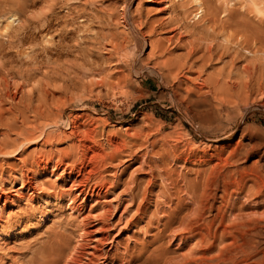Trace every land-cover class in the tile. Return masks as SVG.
Segmentation results:
<instances>
[{
    "label": "rangeland",
    "instance_id": "374dc122",
    "mask_svg": "<svg viewBox=\"0 0 264 264\" xmlns=\"http://www.w3.org/2000/svg\"><path fill=\"white\" fill-rule=\"evenodd\" d=\"M200 1L198 15L196 0H0V264H35L54 248L61 262L146 264L160 242L177 259L206 244L203 218L214 215V230L220 212L230 222L264 210L250 179L264 175V0ZM89 141L102 156L89 148L88 160ZM201 183L209 201L191 230L180 215ZM176 199L183 212L168 220ZM263 220L245 226L251 243H234L244 259L216 229L209 264H264ZM165 221L180 233H159Z\"/></svg>",
    "mask_w": 264,
    "mask_h": 264
},
{
    "label": "bare ground",
    "instance_id": "6f19581e",
    "mask_svg": "<svg viewBox=\"0 0 264 264\" xmlns=\"http://www.w3.org/2000/svg\"><path fill=\"white\" fill-rule=\"evenodd\" d=\"M122 1H123V0H122ZM196 3H197V6L195 5V6H196V8H195V13L197 12L196 14H198L199 12H202L203 10H202V6H201V4H200L201 1H200V0H196ZM122 8H123V7H122ZM201 10H202V11H201ZM124 13H125V12H124ZM131 14H132V13H131ZM200 14H201V13H200ZM198 15H199V14H198ZM129 16H130V15H129ZM7 18H9V20L12 21L13 18H14L13 13H10V14L8 15ZM7 18H6V19H7ZM138 19H139V18H138ZM7 20H8V19H7ZM5 21H6V20H5ZM12 22H13V21H12ZM12 22H10V24H11ZM6 24H7V23H6ZM6 24H5V25H6ZM146 24H147V23H146ZM138 25H139V24H138ZM140 26H141V25H140ZM7 27H8V25H7ZM5 29H6V28H5ZM7 30H8V29H7ZM224 38H225V37H224ZM151 47H153V45H152ZM126 68H127V67H126ZM128 68H129V67H128ZM160 72H161V71H160ZM181 76H182V75H181ZM130 79H131V78H130ZM122 80H124V79L122 78ZM179 80H180V79H179ZM125 81H126V79H125ZM128 81H130V80H128ZM128 81L126 82L127 84H128ZM118 82H119V84H120V81H118ZM114 85H116V84H114ZM117 85H118V84H117ZM125 85H126V84H125ZM199 85H200V84H199ZM199 85H198V86H199ZM113 87H114V86H113ZM118 87H119V86H118ZM111 88H112V87H111ZM116 88H117V87H116ZM123 88H125V86H124ZM112 90H113V89H112ZM118 91H119V90H118ZM22 92H23V91H22ZM262 92H263V91H262ZM262 92H261V93H262ZM0 93H1V91H0ZM4 93H5V92H4ZM4 93H3V94H4ZM114 93H116V92H114ZM117 93H118V92H117ZM117 93H116V94H117ZM1 94H2V93H1ZM263 94H264V93H263ZM5 95H8V94L6 93ZM189 95H190V94H189ZM0 96H2V95H0ZM9 96H10V95H9ZM2 97H4V96H2ZM6 97H7V96H6ZM12 98H13V97H12ZM12 98H11V99H12ZM186 98H187V97H186ZM3 99H4V98H3ZM18 99H19V98H18ZM1 100H2V98H1ZM182 100H183V99H182ZM2 101H3V100H2ZM2 101H1V102H2ZM1 102H0V103H1ZM26 134H30V133H26ZM86 134H87V132H86ZM31 135H32V134H31ZM89 135L91 136V134H89ZM25 136L28 137L27 135H25ZM29 136H30V135H29ZM84 136H85V135H84ZM90 136H89V137H90ZM85 137H86V136H85ZM89 137H88V138H89ZM24 138H25V137H24ZM34 138H35V137H34ZM84 139L87 140V138H84ZM26 140H28V139H26ZM85 140H83V141H85ZM79 143H80V142H79ZM87 143H88V144H87ZM111 143H112V142H111ZM81 144H83V143H81ZM83 145H84V147H83L84 149H83L82 152H83L84 155H85V154L87 155V153H88V151H89V148H90L91 151L94 150V153L92 152L93 154L90 153V154L93 155V158H94V156H96L97 154H98V155L101 154V155H99V156H102V153H100L99 146L96 145L95 143L89 141V142L84 143ZM240 147H241V146H240ZM101 149H102V148H101ZM189 149H190V148H189ZM249 151H250V150H249ZM249 151H246V150H243V151H242V150H241V152H243L246 156H247V154L249 153ZM101 152H102V151H101ZM217 152H218V151H217ZM241 152H239V153H241ZM243 153H242V154H243ZM193 154H194V153H193ZM218 154H219V153H218ZM218 154H217V155H218ZM230 154H232V152H230ZM233 154H234V153H233ZM233 154H232V156H233ZM235 154H236V152H235ZM237 154H238V153H237ZM242 154H240V155H242ZM86 155H85V156H86ZM198 155H199V154H198ZM204 155H205V154H203V157H204ZM219 155H221V154H219ZM228 155H229V154H228ZM240 155H239V156H240ZM90 156H91V155H90ZM99 156H98V157H99ZM103 156H104V155H103ZM166 156H167V155H166ZM195 156H196V154H195ZM201 156H202V155H201ZM215 156H216V155H215ZM230 156H231V155H230ZM239 156H238V157H239ZM243 156H244V155H243ZM83 157H84V156H83ZM86 157H87V156H86ZM216 157H219V156H216ZM216 157H215V158H216ZM223 157H224V156H223ZM223 157H222V158H223ZM233 157H234V156H233ZM233 157H232V159H234ZM238 157H237V158H238ZM84 158H85V157H84ZM87 158H88V157H87ZM90 158H91V157H90ZM184 158H185V157H184ZM189 158H190V155H189ZM226 158H227V156H226ZM230 158H231V157H230ZM235 158H236V156H235ZM94 159H95V158H94ZM96 159H97V161H98V158H96ZM101 159H103V158H101ZM190 159H191V158H190ZM200 159H201V158H200ZM228 159H229V158H228ZM85 160H86V159H85ZM88 160H89V158H88ZM92 160H93V159H92ZM184 160H185V159H184ZM184 160H183V161H184ZM198 160H199V158H198ZM204 160H205V159H204ZM204 160H203V161H204ZM217 160H219V159H217ZM217 160H215V161H217ZM220 160H221V159H220ZM220 160H219V161H220ZM236 160H237V159H236ZM242 160H243V159H242ZM81 161H83V160H81ZM86 161H87V160H86ZM86 161H85V162H86ZM97 161H96V162H97ZM102 161H103V160H102ZM193 161L195 162L196 160L194 159ZM199 161H201V160H199ZM226 161H227V159H226ZM228 161H229V160H228ZM234 161H235V159H234ZM234 161H233V162H234ZM83 162H84V161H83ZM96 162H94V163H96ZM190 162H191V161H190ZM196 162H197V161H196ZM212 162H213V161H212ZM222 162H223V161H222ZM224 162H225V159H224ZM231 162H232V161H231ZM92 163H93V162H92ZM97 163H98V162H97ZM198 163H199V162H198ZM201 163H202V162H201ZM203 163H205V162H203ZM216 163H218V161H217ZM216 163H215V164H216ZM220 163H221V162H220ZM220 163H219V164H220ZM81 164H82V163H81ZM90 164H91V163H90ZM195 164H197V163H195ZM222 164H223V163H222ZM225 164H228V163L225 162L224 165H225ZM93 165H94V164H93ZM231 165H232V164H231ZM76 166H77V165H76ZM90 166H91V165H90ZM90 166H89V168H90ZM211 166H212V165H211ZM214 166H216V165H214ZM214 166H213L212 169H211L212 171L217 167V166H216V167H214ZM222 166H223V165H221V166L219 167V169H220ZM91 167L94 168L93 166H91ZM223 167H224V166H223ZM78 168H80V167H78ZM95 168H97V167H95ZM95 168H94V169H95ZM199 168L202 169V167H199ZM199 168H198V170H199ZM213 168H214V169H213ZM227 168H228V167H227ZM209 169H210V168H209ZM236 169L239 171V168H236ZM236 169H233V171L236 170ZM86 170H87V169H86ZM90 170H91V168H90ZM179 170H180V169H179ZM198 170H197V171H198ZM215 170H217V169H215ZM221 170H222V169H221ZM221 170H218L217 172H219V171H221ZM237 170H236V171H237ZM243 170H244V169H243ZM93 171H95V170H93ZM197 171H195V172H197ZM199 171H200V170H199ZM229 171H231V170H229ZM240 171H242V168H241ZM77 172H78V171H77ZM80 172H81V171H80ZM177 172H178V170H177ZM205 172H206V171H205ZM205 172H204V173H205ZM214 172H215V174H216V171H214ZM231 172H232V171H231ZM231 172H228V174L230 175ZM82 173H83V172H82ZM84 173H85V172H84ZM178 173H179V172H178ZM180 173H182V172H180ZM199 173H200V172H199ZM199 173H198V174H199ZM201 173H202V172H201ZM201 173H200V174H201ZM207 173H208V172H207ZM207 173H205V174H207ZM210 173H211V171L209 172V175H210ZM222 173H223V172H222ZM237 173H239V172H237ZM237 173H236L235 175H237ZM76 174H77V173H76ZM90 174H91V171H90ZM184 174H185V173H184ZM198 174H197V176H198ZM211 174H212V173H211ZM218 174H220V173H218ZM82 175H83V174H82ZM220 175H221V174H220ZM235 175H234V177H235V178H234V181L236 180V184H237L238 182H241V180H242V183L244 182L243 180H244L245 178L243 179V173H242V172H240L239 175H237V176H235ZM246 175H247V174H246ZM180 176H181V175H180ZM195 176H196V174H195ZM200 177H201V179H203V176H200ZM200 177H198L197 179H199ZM206 177H208V176L205 175V178H206ZM218 177H219V176H218ZM218 177H216V178H218ZM222 177L224 178L223 174H222ZM226 177H227V176H226ZM230 177H231L232 179H226V178H225V179L228 180V181H229V180H233V177H232V176H230ZM244 177H246V179L249 178V177H247V176H245V175H244ZM24 178H25V177H24ZM169 178H170V177H169ZM179 178H180V177H179ZM185 179H186V178H185ZM195 179H196V178H195ZM214 179H215V178H214ZM221 179H222V178H221ZM221 179H220V180H221ZM225 179H224V180H225ZM246 179H245V180H246ZM250 179H253L254 183L256 184V187L258 188V189H256V190H257V191H256V192H257V196L255 197L256 202L258 203V198H257V197H258V196H262L263 194L261 195V193H263V191H264V175H262V174H260L259 172H257V173L252 174V175L250 176ZM166 180H167V177H166ZM211 180H212V179H210V181H211ZM222 180H223V179H222ZM226 180H225V181H226ZM248 180H249V179H248ZM78 181H79V180H78ZM193 181H194V180H193ZM204 181H208V180H207V179H204ZM212 181H213V180H212ZM215 181L218 182V180H216V179H215ZM246 181H247V180H246ZM251 181H252V180H251ZM199 182H200V181H198L197 184H198ZM201 182H202V180H201ZM232 182H233V181H232ZM247 182H248V181H247ZM172 183H173V181H172ZM202 183H203V182H202ZM202 183H201V186H204L205 184L208 186V187H207V186H204V187H206L204 190H203V188H201V190H202V195H203V192H204L205 190H207V188H209V185H208L207 183H205V184L203 185ZM208 183H209V181H208ZM210 183H212V182H210ZM213 183H214V182H213ZM233 183H234V182H233ZM249 183H250V182H249ZM170 184H171V183H170ZM195 184H196V181H195ZM228 184H229V183H228ZM228 184H227V185H228ZM239 184H240V183H239ZM239 184H237V185H239ZM243 184H244V183H243ZM250 184H252V187H254V185H253L252 182H251ZM250 184H249V185H250ZM171 185H172V184H171ZM216 185H217V184H215V186L213 185V186H214V187H213L214 189H215V187H217ZM222 185H224V184H222ZM240 185H241V184H240ZM244 185H246V184H244ZM176 186H177V185H176ZM183 186H184V185H183ZM194 186L196 187L197 185H194ZM211 186H212V184H210V187H211ZM219 186H220V185H219ZM229 186H233V185H231V183H230ZM246 186H247V185H246ZM246 186H245V189L247 188ZM178 187H179V186H178ZM178 187H177V188H178ZM188 187H190V186H188ZM199 187H200V186H199ZM220 187H221V186H220ZM223 187H224V189L226 190L225 185H224ZM234 187H235V186H234ZM252 187H249V188H248L249 192L252 191V189H251V191H250V188H252ZM177 188H176V189H177ZM181 188H182V187H181ZM190 188H191V187H190ZM211 188H212V187H211ZM213 188H212V189H213ZM221 188H222V187H221ZM236 188H238V187H236ZM173 189H174V187H173ZM209 189H210V188H209ZM224 189H223V190H224ZM254 189H255V188H254ZM174 190H175V189H174ZM181 190H182V189H181ZM197 190H198V188H197ZM199 190H200V189H199ZM210 190H211V189H210ZM225 190H224V192H225ZM241 190H243V189H233V191L236 193V195L234 196V194H233V196H234L235 198H236V196H239ZM213 191H215V190H212V192H213ZM245 191H247V190H244V192H245ZM175 192H176V190H175ZM181 192H182V191H181ZM199 192H200V191H199ZM199 192H197V193H198V196H199V195H200V196H199V197H195V198H198V199H197V200H196V199H195V200H194V199L191 200L192 203H193L194 205H193V206L191 205V209H190V207H189L188 212H186L187 209H188V207L186 208V211H185V209H182V210H184V212L182 211L183 213L180 212V207L183 205V204H181L180 202H183L184 199H181L182 201L179 200V201H180V202H179L180 204H177V199H178V198H177V199H176V204H174L173 207H170V205H169L170 209L168 210V214H166L167 217H168V220H169V219L172 220V219L178 214V212H180V213L183 214V215H180V217L182 218V220L180 219L181 222H180V220H179L178 223H177V225H178L179 222H180V223L183 224V226L186 227V224L188 223V221H186V219H189V218H190V219H189V223L191 222V225H192V226L190 225L191 227H189V229L193 230V229H196V227L198 228V225L200 224V223H199V224L197 225V223L199 222L198 219L200 220V218L202 217V215H204V214H203V210L205 209V201L208 200V199H207V200H203V197L205 196L206 193H204V195L202 196V195H201V192H200V194H199ZM205 192H206V191H205ZM221 192H222V190H221ZM224 192L222 193L223 195H221L220 197L223 196L222 198H224V199H225V197H227V200L225 199V202L227 203V202H228V198H229V197H228L229 194H228V196H226V193H230V192H229V191L226 192V193H225V197H224ZM242 192H243V191H242ZM249 192H248V193H249ZM253 192H255V191H253ZM193 193H195V195H196V192H193ZM193 193H192V194H193ZM210 193H211V192H210ZM210 193H209V195H210ZM245 193H246V192H245ZM251 193H252V192H251ZM211 194L214 196L213 193H211ZM230 194H231V193H230ZM255 194H256V193H255ZM255 194L253 193V194H251V195H253V197H254ZM183 195H184V193H183ZM209 195H208V197H210ZM216 195H217V194H216ZM241 195H242V194H241ZM177 196L179 197V195H177ZM177 196L175 195V197H177ZM213 196H211V197H213ZM231 196H232V195H231ZM180 197L182 198V196H180ZM193 197H194V196H193ZM205 197H206V196H205ZM205 197H204V199H206ZM220 197H218V198H220ZM234 197H233V198L231 197V202L228 203V207L226 206L225 203H223V204H225V206H226L227 209H228L227 211H228L229 217H230V214H232V212L235 211V210H234L235 207H234V202H233V201H235L236 199L234 200ZM250 197H251V196H250ZM184 198L187 199V197H184ZM191 198H192V197H190V199H191ZM199 198H200V199H199ZM201 198H202V199H201ZM214 198H215V197H214ZM237 198H238V197H237ZM242 198H243V195H242ZM244 198L248 199V198H247V195H246V197H244ZM260 198H262V197H260ZM166 199H167V198H166ZM170 199H171V198H170ZM172 199H173V198H172ZM179 199H180V198H179ZM186 199H185V200H186ZM190 199H189V200H190ZM168 200H169V198H168ZM185 200H184L183 203H186ZM187 200H188V199H187ZM214 200H215V199H213V202H214ZM220 200H221V199H220ZM203 201H204V202H203ZM208 201H209V200H208ZM244 201H245V200H244ZM164 202H167V200H164ZM170 202H174V201H169V204H171ZM238 202H243V201H240V199H239ZM248 202H249V201H248ZM260 202H261V200H260ZM167 203H168V202H167ZM188 203H189V202H188ZM210 203H211V202H210ZM257 203H256V204H257ZM262 203L264 204V196H263V198H262ZM190 204H191V203H190ZM239 204H240V203H239ZM241 204L243 205V203H241ZM258 204H259V203H258ZM260 204H261V203H260ZM78 205H79V204H78ZM78 205H74V206H76V209L78 208ZM186 205H187V204H186ZM209 205L211 206V204H208L207 206H209ZM235 205H236V204H235ZM261 205H262V204H261ZM261 205H260V206H261ZM162 206H163V205H162ZM223 206H224V205H223ZM253 206H254V205H253ZM257 206H258V205H257ZM185 207H186V206H185ZM185 207H184V208H185ZM219 207H220V206H219ZM219 207H217V208H219ZM221 207H222V205H221ZM221 207H220V208H221ZM238 207H239V206H238ZM263 207H264V206H263ZM72 208H73V207H72ZM167 208H168V205H167ZM208 208H209V207H208ZM214 208H215V207H214ZM220 208H219V209H220ZM223 208H224V207H223ZM241 208H242V207L240 206L238 209L236 208V210H240ZM206 209H207V207H206ZM224 209H225V208H224ZM242 209H243V208H242ZM213 210H214V209H213ZM216 210H217V209H216ZM233 210H234V211H233ZM206 211H207V210H206ZM206 211H205V212H206ZM217 211H218V210H217ZM164 212H165V211H164ZM208 212H209V210H208ZM223 212H225V211H223ZM223 212H220V213H222L223 218H222L221 214H220V217H218L219 215L217 216V217L221 220L220 224L217 225V226H219V228H218V229L216 228V229L219 231V233L216 231V229H214V230L211 229V225H210L211 223H210V222H213V221H214V215H213V218H211V219H213V221H211V220H209V219H208V220H205V218H203V223H201L202 226L199 227V228H202V229H203V232H201L202 229H201V231L198 229V231H199V233L201 234V237H202V238L199 237V236H198L197 238L195 237L196 240L199 241V242H202V241H201L202 239L205 240L206 238H208V239L205 240V243H206V244L203 245V247L201 246V247H200L199 249H197V250H195L196 247H193V248H195L193 251H192L191 248H190L191 251L189 250L190 252L188 251V252L186 253L187 255H186V254H182V255H184V256H181V257H180V256L177 254L179 257L176 259V258H175L176 256H174V258L172 257V255L168 257V254H167V253H166L167 255L165 254V250H164L161 246H160V247H161L160 250L157 248L158 245H162V243H163V242H162V243L160 242L159 244L156 245V246H157L156 248H157L158 250H157L156 248H153L154 250H153V249H152L153 251L150 250L151 252L148 251V252L146 253V255H145V253H144V256H143L142 259L144 260V262H145L146 264H149V263H150V264H206V263L209 264L210 257L213 255L212 253H215L216 251H215V252H210L211 255H210V253H209V254H207V253H208V251H212V247H214L213 245H216V243L214 242V239H216V237H217V233L220 234V236H221L222 239H224L222 236H225V238H226V236H228V237L230 236V237H231V238H230L231 240L229 241L231 245H230L229 247L231 248V251H233L232 248L238 245V244H237V245H234V243L237 242V241H236V240H237V237H239L240 240H241V238L243 239V236H246L245 233L247 234L246 231H247L248 229H251V228H248L246 225L249 224V222H252V224H253L256 220H260V219L262 220V219L264 218V210H263L261 213L253 212V213H256V214H258V215L260 214L263 218H262L260 215H259L258 217H257V215H256V217L249 216V214L247 215V214H246L247 212L244 211V212H245V213H244V216H245V214H246V215H247V218H246V219H243V218H242V215H241V213L243 212V210H242V212L239 211L240 214H238L237 211H236L237 214H235V212H234V216L232 215L233 217H231V219H229V220H230V222H229V221H228V218H226L225 220H223L224 217H227V215L224 214ZM165 213H166V212H165ZM216 213H217V212H216ZM218 214H219V213H218ZM242 214H243V213H242ZM164 215H165V214H164ZM225 215H226V216H225ZM161 216H163V215H161ZM177 216H178V215H177ZM211 216H212V215H211ZM215 216H216V214H215ZM167 217H166V218H167ZM259 217H260V218H259ZM183 218H185V219H184V222L186 221V224L182 222V221H183ZM206 218H208V217H206ZM218 218H217V219H218ZM160 219H161V218H160ZM201 219H202V218H201ZM215 219H216V217H215ZM219 219H218V221H220ZM163 220H165V219H163ZM174 220H175V219H174ZM204 220H205V221H204ZM172 221H173V220H172ZM218 221H217L216 223H218ZM263 221H264V220H263ZM263 221H261V222H263ZM163 222H164V221H163ZM223 222H227V223H223ZM161 223H162V222H161ZM170 223H171V222H166V221H165L164 226H162L163 228H161V229L159 228V229H160V231L158 230L159 233H160V232H164L165 228H167L166 226H168ZM192 223H193V224H192ZM216 223H215V224H216ZM258 223H259V221H258ZM184 224H185V225H184ZM201 224H200V225H201ZM215 224H214V225H215ZM252 224L250 223L248 226L251 225L250 227H252ZM156 225H157V224H156ZM170 225H173V224H170ZM170 225H169V226H170ZM174 225H175V224H174ZM174 225H173V226H174ZM196 225H197V226H196ZM214 225H213V227H214ZM157 226H158V225H157ZM159 226H160V224H159ZM173 226H172V227H173ZM175 226H176V225H175ZM181 226H182V225H181ZM188 226H189V225H187V228H188ZM245 226H246L248 229H245ZM256 226H257V223H256ZM256 226L254 225L253 229H255ZM160 227H161V226H160ZM185 227L183 228L184 231H185ZM194 227H195V228H194ZM215 227H216V225H215ZM232 227H233L234 229H231ZM168 228H169V227H168ZM176 228H177V226H176L175 228H173V229L176 230ZM178 228H179V227H178ZM178 228H177V231L180 233V231H179ZM181 228H182V227H180V229H181ZM169 229H171V228H169ZM189 229H188V230H189ZM244 229L246 230L245 232H244ZM171 230H172V229H171ZM175 230H173V231L175 232ZM181 230H182V229H181ZM188 230L186 229V231H188ZM251 230H252V229H251ZM85 231L88 232L89 230H88V229H85L84 232H85ZM184 231H182V232L184 233ZM194 231H195V230H194ZM194 231H193V234H194ZM196 231H197V230H196ZM87 232H86V233H87ZM89 232H90V231H89ZM165 232H166L165 235L168 234V233H167L168 231H165ZM178 232H176V233L178 234ZM182 232H181V233H182ZM191 232H192V231H191ZM196 233H197V232H196ZM196 233H195V234H196ZM248 233H249V232H248ZM155 234H156V233H154V235H153L154 237H156ZM162 234H163V233H161V235H162ZM170 234H171V233L169 232V235H170ZM243 234H244V235H243ZM249 234H250V233H249ZM157 235H158V233H157ZM158 236H159V235H158ZM163 236H164V235H162V240H163V238H164ZM172 236H173V235H171V237H172ZM178 236H180V235H178ZM191 236H192V235H191ZM210 236L212 237L211 240L209 239ZM218 236H219V235H218ZM159 238H160V236H159ZM167 238H168V237H167ZM198 238H199V239L201 238V240H198ZM246 238H247V237H246ZM246 238H245V239H246ZM217 239L219 240V237H218ZM239 239H238V240H239ZM245 239H243L244 242L247 241V239H246V240H245ZM152 240H154V238H152ZM169 240H170V238H169ZM181 240H182V239H181ZM204 240H203V244H204ZM218 240H217V241H218ZM249 240H250V239H249ZM160 241H161V240H160ZM167 241H168V240H167ZM197 241H196V242H197ZM219 241H220V240H219ZM219 241H218V242H219ZM152 242H153V241H152ZM218 242H217V243H218ZM220 242H221V241H220ZM229 242H228V243L225 242V244L228 245ZM242 242H243V241H242ZM244 242H243V243H244ZM247 242H250V241H247ZM168 243H169V242H168ZM214 243H215V244H214ZM250 243H251V242H250ZM218 244H219V243H218ZM218 244H217V246H218ZM247 244H249V243H247ZM220 245H222V249H223V248H224V247H223L224 244L220 243ZM232 245H234V246L232 247ZM256 245H257V244H256ZM55 246H56V245H55ZM143 246H144V245H143ZM163 246H164V244H163ZM166 246H167V245H166ZM217 246H216V247H217ZM225 246H226V245H225ZM243 246H244V244H243ZM53 247H54V245H53ZM53 247H52V248H53ZM141 247H142V246H141ZM141 247H139L140 250H139V249L136 250V251L139 250L136 254H134V252H133L134 255L131 256V255H132V254H131V255H130L131 257H130L129 259L134 258V259L136 260V258L142 257L143 252H144V249H142V251H141ZM216 247H215V248H216ZM219 247H220V246H219ZM237 247L239 248L240 246H237ZM244 247H245V246H244ZM251 247L254 248L252 245H251ZM137 248H138V247H137ZM142 248H143V247H142ZM164 248H166V247H164ZM193 248H192V249H193ZM217 248H218V247H217ZM217 248H216V249H217ZM238 248H237V249H238ZM255 248H256V247H255ZM155 249H156V250H155ZM210 249H211V250H210ZM218 249L220 250V248H218ZM239 249H241V247H240ZM245 249H246V247H245ZM76 250H77V249H76ZM147 250H148V248H147ZM147 250H146V251H147ZM167 250H168V249H167ZM219 250H217V251H219ZM227 250H228V249H227ZM235 250H236V247H235L234 251H235ZM255 250H256V249H255ZM39 251H40V249H39ZM45 251H46V254H40V255H39L40 252L38 253V256H40V257H39V259H37V260L35 261V264H79V263H80V262L78 263V261L75 259L74 256H73V258H71V257L68 256V255H67V257H70L71 259L69 258V259L67 260V257L65 256L66 259L64 258L65 260L63 259V261L61 262V257H60L61 255H60L59 251H55V248H54V250H51V251L48 250V253H47V249H46ZM234 251H233V252H234ZM240 251H241L242 256H243V253H244V252H242V249L239 250V252H240ZM245 251H246V250H245ZM37 252H38V251H37ZM37 252H36V253H37ZM75 252H76V251H75ZM167 252L169 253V251H167ZM219 252H220V253H219ZM219 252H218V253L221 254L222 251H219ZM223 252H224V251H223ZM229 252H230V251H229ZM235 252H236V251H235ZM70 254L73 255V253H70ZM76 254L78 255V252H77ZM216 254H217V252H216ZM222 254H223V253H222ZM34 255H35V254H34ZM72 255H71V256H72ZM223 255H224V254H223ZM223 255H220V256L223 257ZM231 255H232V254H231ZM238 255H240V253H239ZM244 255H245V254H244ZM78 256H80V255H78ZM214 256H216V255L214 254V255L212 256V257H213L212 260L215 259ZM227 256H228V255H227ZM235 256H236V255H235ZM235 256H234V257H235ZM248 256H250V255H248ZM171 257H172V258H171ZM216 257H217V256H216ZM225 257H226V256H225ZM218 258H219V257H218ZM229 258L232 259L233 261L236 260V258H234V259L231 258V257H229ZM226 259H227V257H226ZM226 259H224V257H223L222 260H226ZM241 259H242V258H241ZM243 259H244V256H243ZM137 260H138V259H137ZM208 260H209V261H208ZM219 260H220V259H219ZM227 260H228V259H227ZM245 260H246V257H245ZM245 260H241V261L244 262ZM79 261H81V260H79ZM230 261H231V260H230ZM233 261H231L232 264H233ZM82 262H83V261H82ZM120 262H121V261H120ZM129 262H130V261H129ZM129 262H127V264H128ZM139 262L142 264V260H139ZM147 262H148V263H147ZM83 263H84V262H83ZM83 263H82V264H83ZM122 263H123V261L121 262V264H122ZM124 263H125V262H124ZM124 263H123V264H124ZM130 263H131V262H130ZM130 263H129V264H130ZM134 263H135V262H134ZM136 263L138 264V262H136ZM118 264H119V263H118ZM125 264H126V263H125ZM131 264H133V263H131ZM230 264H231V263H230Z\"/></svg>",
    "mask_w": 264,
    "mask_h": 264
}]
</instances>
